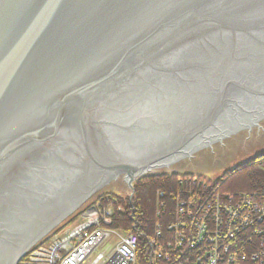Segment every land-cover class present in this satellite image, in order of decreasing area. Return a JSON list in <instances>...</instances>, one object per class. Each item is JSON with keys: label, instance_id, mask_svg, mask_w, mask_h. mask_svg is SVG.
Instances as JSON below:
<instances>
[{"label": "water", "instance_id": "1", "mask_svg": "<svg viewBox=\"0 0 264 264\" xmlns=\"http://www.w3.org/2000/svg\"><path fill=\"white\" fill-rule=\"evenodd\" d=\"M264 153V0H0V264L144 176Z\"/></svg>", "mask_w": 264, "mask_h": 264}, {"label": "built area", "instance_id": "2", "mask_svg": "<svg viewBox=\"0 0 264 264\" xmlns=\"http://www.w3.org/2000/svg\"><path fill=\"white\" fill-rule=\"evenodd\" d=\"M210 185H208V187H203L204 190L207 189L206 193L210 192ZM246 198V196H240L239 201L246 200ZM160 199H162V197L158 195L156 197V201H158L157 206H155L156 209L161 206V204H159ZM229 201H231V199L226 195L220 196V198L218 195L213 196V198L210 196L205 201V203L207 202L205 207L209 208L208 212L210 209L215 208L217 212L222 213L224 216L223 222L225 223L219 224L224 227L219 242L224 240V243L227 244H218L220 249L219 254L212 246L213 244L216 247L214 236L218 235V232H216L217 230H215L212 224L206 221L207 225H205L204 221H197L196 225H198V228L197 226L196 228L199 230L197 234H203V236L200 235V237L193 234V231L189 227V225L195 224V218L190 213L195 211V209L198 210V205L204 202L201 201L200 196H198L192 198L190 205L185 201L176 200L174 224L170 223L171 225H168L165 232L162 230L161 226L156 225L154 227L153 232L147 236L144 241V249L149 255V258L143 261L149 264H183L182 262L186 260V264H188L189 256H192L193 258L190 264H241L240 262L243 261H246V263L249 262V264H259L256 262L258 259H262L260 256L264 254V231L261 232L257 227L256 229H250L251 233L249 237L251 238L247 240L246 244H242L240 247L242 251L244 250V253H240L236 261L231 259L226 252L227 247L231 248V246H233L232 249L235 250L236 248L234 246H238L241 243L240 241L234 245L229 244L230 242H235L241 233L238 228H230L233 227L231 217L237 218L238 214H233L231 205H228ZM248 204L247 207H250L247 210L245 209L246 212L242 209L238 210L244 212L239 221L240 223L243 220L248 221L255 212L264 213L261 207L252 205L250 200ZM98 207L99 205L89 210L87 214H84L86 221L71 231L62 245H56V247L49 252L35 251L31 255V259L25 264H136L138 238L133 233H128L119 237L118 243L111 246V243L109 244V238L110 235L114 234L99 227L101 222L105 224V226L111 224L109 222L111 214L107 210L105 212L103 210L101 211ZM186 212L190 213L187 214ZM204 212L206 215L208 214L205 210ZM107 221L108 223H106ZM260 222H264V220ZM248 226H252V224H248ZM186 237H188L187 242L185 240ZM204 238L207 239L204 245H198ZM254 239L258 240L256 241ZM106 244L107 246H105ZM226 245L227 247L224 249ZM62 251H64V254L60 256Z\"/></svg>", "mask_w": 264, "mask_h": 264}, {"label": "rangeland", "instance_id": "3", "mask_svg": "<svg viewBox=\"0 0 264 264\" xmlns=\"http://www.w3.org/2000/svg\"><path fill=\"white\" fill-rule=\"evenodd\" d=\"M244 163H246L247 165L241 171L234 172V174L231 175L230 171L235 169V168H239L240 167L239 165H241V164L235 165L231 170L223 173L216 181H211L207 177L201 176V175H186V174L144 176L142 178L137 179V180H141L144 178H152V177H154V178L167 177V178H171V183L168 185H173V187H175V191L171 192L170 194H168L167 191L160 190V189H157L156 191H154V195H153V197H154V200H153L154 214H153V220H152V229H154V227L157 225V226H161L162 230H164V232H165L170 223L174 224V222H175L174 214H173L172 218H169L168 217L169 212L167 214V211H165L166 204L170 203L171 202L170 200H172L171 203L174 207L173 213H175V209H176L175 204L177 203L176 200L185 201L188 205H190L192 198L200 196V200L204 201V202H203V204H201V203L199 205L196 204V205H198L199 209L198 210L195 209V211H193L191 213L186 212L187 214L190 213L195 218V220H194L195 224H191V225H189V227L193 231V234L198 235V237H200V235L203 236V234H199V233L197 234V232H199V230L197 229L198 225H196L197 221H200V222L204 221L205 225H207L206 221H208L210 224H212L215 227V230H217L216 232H218V235L214 236L216 247L213 244H212V246L216 249V252L219 254L220 249H219L218 244L219 243L220 244H227V243H224V240H221L219 242V239L222 237V233L224 230L223 225H219V224L225 223V222H223L224 216L222 215V213L217 212L215 208L210 209L208 212L209 208L205 207V205L207 204V202L205 203V201L210 196H211V198H213V196L218 195L220 198V196L226 195V196L230 197V199H231V201H229L228 205H231V209H232L233 214L234 213L238 214L237 218L231 217V220L233 222V224H232L233 227H230V228H233V229L238 228L239 231L241 232L238 239L235 242H230L229 244L234 245L236 243H239L240 241H241V243L238 246H234L236 248L235 250L232 249L233 246H231V248H229V247H227V245L224 247V249L227 247L226 252L228 253V255L230 256L231 259L236 261L237 256L244 251V250L242 251V249H240V247L242 246V244L243 245L246 244L247 240L251 238V237H249L250 233H251L250 229L251 228L256 229V227H257L259 230H261V232L264 231V222H260L261 220H264V213L255 212L248 219V221L243 220L240 223L239 221H240L244 212L238 211L239 209H242L243 211H245V209L247 210L250 207V206L247 207L249 205L248 204L249 200H250V203L252 205H257L264 210V194L249 191V190H247L246 186H244V183L246 180L245 176H247L249 174H253L254 172H257V171L258 172H264V153L257 155L255 157L247 160ZM221 179L222 180L224 179L225 182L220 183V185H218V183L220 182ZM137 180H135V181H137ZM133 183H132V186H133ZM208 185L211 186V190L209 193H206L207 189L204 190L203 187H208ZM132 191H133V187L129 191L130 197L132 196V194H131ZM105 194H114L115 196H117V197L119 196L121 198L128 196V195L118 194V193L109 192V191L106 192ZM105 194H103L102 196H100L99 198H97L96 200L91 202L84 209H82L79 213H77L76 216L72 220H70L69 222H67L66 224H64L60 228H58L47 240L38 244L36 247H34L29 252L24 254L22 257L23 260L21 258L20 259L21 261L19 260L17 264H25L26 262H28V260L31 259V255L35 251H37V252H40V251L49 252L51 249L56 247V245H58V244H59V246L62 245V243L66 241V237L68 236V234L71 231H73L75 228H77L81 223L86 221V219L84 218V214H87L89 212V210H91L92 208H95L98 205H99L98 208H100L101 211L103 210L105 212L107 210L110 212L111 215H110L109 222L111 223V221L113 220V216L115 214V211L117 213H119V212H121V208L119 207L117 200L115 198H110L109 196H107ZM167 194L169 196L167 197V200H166ZM158 195L160 197H162V199L159 200V204H161V206L158 207V209H156L155 206H157V203H158V201H156V197ZM171 195H173V196H171ZM240 196H246L247 198H246V200H242V201L240 200L239 201ZM240 207H243V208H240ZM204 210L206 211V213L208 212L207 215L205 214ZM106 223H108V221ZM248 224H252V226H248ZM109 226L110 225L105 226V224H103L102 222L99 224V227H102L103 229H106L110 233L115 235V237H114V235H110L109 244L111 243V246L118 243L119 237H122V236L128 234V233H123L119 230H112L109 228ZM196 226H197V228H196ZM152 232H153V230H152ZM185 240L187 242L188 237H186ZM206 240L207 239L204 238V240H202L200 243H198V245L203 246ZM254 240L257 241L258 239H254ZM257 245H258V243H257ZM263 245H264V241H263ZM105 246H107V244ZM260 246H261V244H260ZM222 247H223V245H222ZM243 249H244V246H243ZM137 252H138V250H137ZM63 254H64V251H62L60 256H62ZM263 257H264V254L262 256H260V258H262V259H258L256 263H259V264L262 263L263 264L264 263ZM192 258H193L192 256H189L188 264H190L192 262L191 261ZM141 261H139L136 258L135 262H136V264H141V263L149 264V263H145V261H143V260H141ZM173 261H175V260H173ZM182 263L186 264L187 261L184 260ZM240 263L241 264H249V262L246 263V261H243Z\"/></svg>", "mask_w": 264, "mask_h": 264}, {"label": "trees", "instance_id": "4", "mask_svg": "<svg viewBox=\"0 0 264 264\" xmlns=\"http://www.w3.org/2000/svg\"><path fill=\"white\" fill-rule=\"evenodd\" d=\"M246 165V163L239 165L240 167L231 170L230 174L232 175L234 174V172L241 171L246 167ZM245 177L246 180L244 186H246L247 190L264 194V172L257 171ZM224 182L225 180L221 179L218 185ZM170 183L171 178L167 177L144 178L133 183V194L131 197L126 196L121 198L119 196H115L114 194H105L110 198H115L119 207L121 208V212L117 213L115 211L113 220L111 221L109 228L112 230H119L123 233H133L134 235H136V237L138 238L137 259L139 261L149 258V255L147 254V252H145L144 249V241L145 238L149 236L153 230L152 220L154 214V191L160 189L165 190L168 194H170L171 192L175 191V187H173V185H168ZM168 194L166 195V200L169 196ZM170 201L172 202V200ZM171 202L168 204L165 203V211H167V214L169 212V218H172L174 214V207Z\"/></svg>", "mask_w": 264, "mask_h": 264}, {"label": "bare ground", "instance_id": "5", "mask_svg": "<svg viewBox=\"0 0 264 264\" xmlns=\"http://www.w3.org/2000/svg\"><path fill=\"white\" fill-rule=\"evenodd\" d=\"M131 194H133V191H132V193H131ZM21 258H22V257H21ZM21 258H20V259H21ZM22 260H23V258H22ZM20 261H21V260H20Z\"/></svg>", "mask_w": 264, "mask_h": 264}]
</instances>
